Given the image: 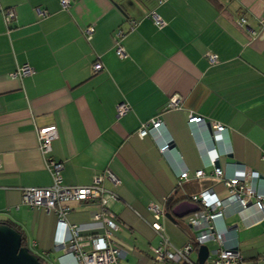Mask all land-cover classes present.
<instances>
[{
	"label": "crops",
	"instance_id": "0c3cea01",
	"mask_svg": "<svg viewBox=\"0 0 264 264\" xmlns=\"http://www.w3.org/2000/svg\"><path fill=\"white\" fill-rule=\"evenodd\" d=\"M62 1L0 0L16 15L11 26L0 15V224L19 226L28 248L49 264H75L55 250L56 216L21 203L24 188L53 184L36 132L49 126L58 132L49 156L63 164L66 185L88 186L106 170L120 181L111 204L119 225L114 244L135 247L123 264H153L151 248L162 238L152 228L151 205L167 215L208 189L228 198L212 159L239 179L256 172V190L264 194V0H68L67 9ZM240 17L254 36L239 26ZM119 30L125 59L116 55ZM96 62L103 64L99 72ZM24 66L34 73L14 78ZM173 98L179 109L169 108ZM120 104L129 106L123 116ZM190 116L202 121L190 124ZM153 122L161 126L141 137ZM214 124L226 129L217 132ZM200 170L204 177L196 178ZM95 209L76 205L68 221L91 229ZM220 211L215 224L228 230L224 246L237 247L241 264L261 263L264 213L230 202ZM161 223L174 248L196 237L187 217Z\"/></svg>",
	"mask_w": 264,
	"mask_h": 264
},
{
	"label": "built area",
	"instance_id": "2783aa9c",
	"mask_svg": "<svg viewBox=\"0 0 264 264\" xmlns=\"http://www.w3.org/2000/svg\"><path fill=\"white\" fill-rule=\"evenodd\" d=\"M165 0H158L163 3ZM63 9L69 7V1H62ZM40 16H46V12L38 11ZM0 15L4 18L6 25L11 26L15 21V11L0 5ZM149 18L153 19L156 26L163 28L165 23L155 13L152 12ZM239 26L251 36H254L252 28L249 26L245 17H240ZM138 22L132 21L130 29H135ZM94 33L93 27L84 30V36L90 40ZM124 31L119 30L115 37L116 55L121 58H127L125 49L122 46ZM210 64L218 62L216 56L208 57ZM103 69V64L96 62L93 65V71L99 72ZM34 73L33 68L24 66L14 75V78H23ZM171 109H179L180 101L173 98L169 104ZM129 111L127 104H120L117 107L118 116H123ZM202 118L190 116V124H198ZM161 126L160 122H153L152 126L144 127L140 131V136H147L153 129ZM226 128L214 124L213 130L223 132ZM37 137L41 153L46 157L47 168L52 174L53 184L49 187H29L22 190L21 203L31 209H45L48 213L56 216L57 236L55 240V250L61 251L66 255L73 257L75 264H123L128 253L133 252L135 247L128 245L126 249L115 246L114 233L119 231L117 217L111 210V204L119 200V196L114 188L120 181L110 171L96 175L88 186H68L63 182L61 171L63 164L50 158L52 142L57 138L58 132L55 126L37 129ZM171 143L165 142L161 150L166 151ZM217 160H211L210 164L214 168V177L219 180L228 191V198L221 200L212 189H208L198 196L192 198V202L199 206V211L189 215L188 222L195 226L197 234L191 238L182 248H174L165 234L163 233L162 220L165 217V211L158 205H151L150 211L153 215L152 228L161 234V243L157 247L151 248L153 255V264H197L191 261V255L195 253L200 246L216 244L217 247H209V256L206 264H241L243 257L237 247L224 246V237L227 234L225 226L219 227L215 224L216 218L222 213L220 210L226 202L236 203L243 210L251 205H255L264 213V194L256 190V184L259 175L256 172H247V176L239 179L236 176H229L216 164ZM2 165L0 163V170ZM189 177L188 172L180 175L181 180ZM204 177V171L196 172V178ZM106 183H111L113 189H108ZM91 205L96 209L91 214V229H86L78 225H72L68 217L75 206ZM264 264V256L261 258Z\"/></svg>",
	"mask_w": 264,
	"mask_h": 264
},
{
	"label": "water",
	"instance_id": "95a60500",
	"mask_svg": "<svg viewBox=\"0 0 264 264\" xmlns=\"http://www.w3.org/2000/svg\"><path fill=\"white\" fill-rule=\"evenodd\" d=\"M218 166V165H217ZM199 211V206L191 201H183L172 208L171 214H165L170 220L175 218L184 219ZM209 256V247L200 246L197 250V264H206ZM41 256L35 254L30 248L24 245L23 235L7 225L0 224V264H49L43 263Z\"/></svg>",
	"mask_w": 264,
	"mask_h": 264
},
{
	"label": "trees",
	"instance_id": "16d2710c",
	"mask_svg": "<svg viewBox=\"0 0 264 264\" xmlns=\"http://www.w3.org/2000/svg\"><path fill=\"white\" fill-rule=\"evenodd\" d=\"M6 224L9 225V226H11V227L14 228L15 230L19 231V232L23 235V238H24V234H23V232H22V230L20 229L19 226L15 225V224H13V223H11V222L6 223ZM24 245L28 247L25 238H24ZM41 258H42V257H41ZM41 261H42L43 263H45L43 259H42ZM45 264H46V263H45Z\"/></svg>",
	"mask_w": 264,
	"mask_h": 264
},
{
	"label": "rangeland",
	"instance_id": "374dc122",
	"mask_svg": "<svg viewBox=\"0 0 264 264\" xmlns=\"http://www.w3.org/2000/svg\"><path fill=\"white\" fill-rule=\"evenodd\" d=\"M191 261L196 263V261H197V252H195L193 254V256L191 257ZM247 264H253V263H247ZM258 264H263V263L261 262V263H258Z\"/></svg>",
	"mask_w": 264,
	"mask_h": 264
}]
</instances>
